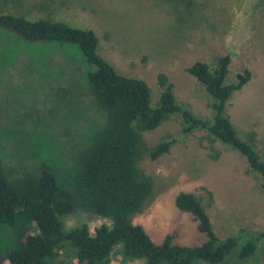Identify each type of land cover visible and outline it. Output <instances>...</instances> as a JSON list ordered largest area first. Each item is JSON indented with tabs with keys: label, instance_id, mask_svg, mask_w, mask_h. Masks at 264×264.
Returning <instances> with one entry per match:
<instances>
[{
	"label": "rangeland",
	"instance_id": "1",
	"mask_svg": "<svg viewBox=\"0 0 264 264\" xmlns=\"http://www.w3.org/2000/svg\"><path fill=\"white\" fill-rule=\"evenodd\" d=\"M0 13L31 20L51 17L94 30L98 51L106 60L119 72L148 82L153 107L163 90L159 74L165 73L175 85L178 102L204 118H213L214 98L187 68L204 61L214 69L218 58L228 54L227 82H235L245 69L251 76L232 94L226 112L242 138L256 132V149L264 160V0H0ZM90 70L76 44L33 43L0 29V158L11 178L48 167L63 180L106 125L108 114L88 84ZM141 135L138 166L154 185L133 221L156 242L168 235L183 244L205 239L194 216L176 206L180 191L200 198L221 238L243 227L264 232V179L240 152L212 141L207 130L183 132L180 114ZM164 140L174 141L170 151L151 159L150 149ZM62 220L66 229L86 224L92 233L103 223L111 224L84 209ZM245 241L218 264H264V235L255 254L241 258ZM11 243L12 232L3 227L0 259ZM61 255L68 263L75 258L69 244ZM110 264L147 261L126 257L117 245Z\"/></svg>",
	"mask_w": 264,
	"mask_h": 264
},
{
	"label": "trees",
	"instance_id": "2",
	"mask_svg": "<svg viewBox=\"0 0 264 264\" xmlns=\"http://www.w3.org/2000/svg\"><path fill=\"white\" fill-rule=\"evenodd\" d=\"M0 29L28 42L76 44L92 67L88 84L100 107L108 114L91 144L76 157L63 180L48 167L39 173L28 172L11 178L0 158V233L3 227L12 232V243L0 264H110L117 245L131 259L144 258L147 264H196L204 261L218 264L239 250L241 258L255 254L264 232L240 228L234 235L221 238L214 231L211 218L200 198L193 192L180 191L176 206L191 213L205 239L198 244H183L168 235L156 242L143 225L133 217L142 210L151 195L153 178L138 166L141 158L142 132L154 130L173 114H180L183 132L207 130L212 141L220 140L248 161L250 168L264 179V160L257 151L256 132L244 139L226 112L232 94L250 79L245 69L235 82H227L230 56L223 55L211 69L204 61L187 68L213 96L212 119L197 116L178 102L174 83L165 73L159 74L163 88L159 103L151 105L152 91L148 82L117 70L98 51L99 37L94 30L75 27L62 20L0 13ZM173 140H164L150 149L155 160L170 151ZM264 188V181L262 184ZM84 209L111 220L92 233L88 225L66 229L62 217ZM69 244L75 258L69 263L61 250ZM264 259V243L262 245Z\"/></svg>",
	"mask_w": 264,
	"mask_h": 264
}]
</instances>
